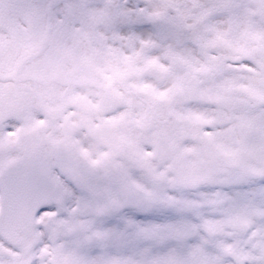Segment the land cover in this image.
Masks as SVG:
<instances>
[{
	"label": "snow or ice",
	"instance_id": "6c2138e0",
	"mask_svg": "<svg viewBox=\"0 0 264 264\" xmlns=\"http://www.w3.org/2000/svg\"><path fill=\"white\" fill-rule=\"evenodd\" d=\"M0 264H264V0H0Z\"/></svg>",
	"mask_w": 264,
	"mask_h": 264
}]
</instances>
